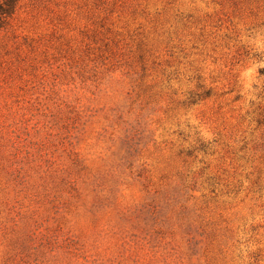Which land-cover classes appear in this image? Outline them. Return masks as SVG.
I'll return each instance as SVG.
<instances>
[{
	"label": "rangeland",
	"instance_id": "374dc122",
	"mask_svg": "<svg viewBox=\"0 0 264 264\" xmlns=\"http://www.w3.org/2000/svg\"><path fill=\"white\" fill-rule=\"evenodd\" d=\"M0 264H264V0L0 10Z\"/></svg>",
	"mask_w": 264,
	"mask_h": 264
},
{
	"label": "trees",
	"instance_id": "16d2710c",
	"mask_svg": "<svg viewBox=\"0 0 264 264\" xmlns=\"http://www.w3.org/2000/svg\"><path fill=\"white\" fill-rule=\"evenodd\" d=\"M15 0H0V10L3 12H8Z\"/></svg>",
	"mask_w": 264,
	"mask_h": 264
}]
</instances>
